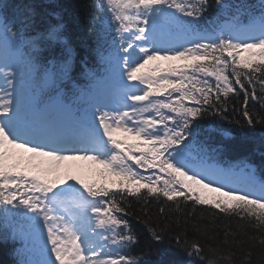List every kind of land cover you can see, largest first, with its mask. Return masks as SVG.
Masks as SVG:
<instances>
[{"label":"snow or ice","instance_id":"1","mask_svg":"<svg viewBox=\"0 0 264 264\" xmlns=\"http://www.w3.org/2000/svg\"><path fill=\"white\" fill-rule=\"evenodd\" d=\"M214 3L211 31L200 27L210 0L94 4L111 13L119 46L98 47L103 73L83 69L89 87L75 80L65 25H50L41 39L58 45L62 56L48 76L56 105L43 109L29 101L21 70L3 55L6 45L35 47L37 41L26 42L22 25L16 27L0 6V205L5 227L22 243L18 264H166L126 254L137 237L122 206L124 194L138 196L142 189L177 209L183 198L193 210L208 205L235 216L259 233L264 246V178L243 161L222 166L220 150L197 132L209 109L227 111L230 93L243 94L249 126L264 123L247 107L250 99L264 101L253 83L264 92V0L258 8ZM156 61L182 63L162 67ZM61 89L71 93V104ZM151 232L163 242L161 232ZM224 236L225 245L229 237L242 243L230 229ZM176 242L177 255L187 256L177 264H203L198 239L177 235ZM211 251L215 259L208 264H251L250 251L239 261L220 248Z\"/></svg>","mask_w":264,"mask_h":264},{"label":"trees","instance_id":"2","mask_svg":"<svg viewBox=\"0 0 264 264\" xmlns=\"http://www.w3.org/2000/svg\"><path fill=\"white\" fill-rule=\"evenodd\" d=\"M9 0H0V6L7 11L4 13L8 18L11 9L6 3ZM99 0H10V2L27 15H29L30 27L29 35L25 38L37 41L35 47L25 43L22 47V56L27 57L29 50H40L37 55L51 54V50L47 46H55L59 50L61 48L55 44H49L41 37L48 27L57 22H63L65 25V35L70 41L73 54L77 55V62L83 57H92L96 47V29L100 9L93 5ZM227 5L245 4L250 8H258L259 0H224ZM212 4L205 17L201 21L200 27L212 28L213 21L217 19V8L214 0H210ZM79 68V67H78ZM259 76V73H256ZM214 80V78H213ZM214 82V81H213ZM249 91L252 86L247 85ZM258 97L264 95L261 85L254 80ZM237 88L239 86H236ZM214 95V93H213ZM224 100V97H221ZM207 107V106H205ZM248 111L253 114L256 119L264 118V101L249 100ZM227 111L223 115H218L213 109H209L207 114L201 119L203 123L198 129L203 130L206 134L210 125H214V131L226 130L230 132L225 141L221 144L223 161L233 160H251L255 163L261 174L264 176V123H258L249 126L242 113L244 110L243 94L236 95L230 93L226 102ZM227 117L225 119L224 117ZM230 124V125H229ZM229 125V128L227 126ZM118 197L117 199H119ZM179 209L172 201H168L163 196H151L147 194L146 189H142L138 196L124 194L123 205L128 215L126 218L132 223L133 234L135 228L138 234L139 243L135 247L138 257H142L145 261H165L166 264H177L179 260H187L184 254L177 255L178 245L176 236L181 235L187 237L189 241L198 239L204 249L206 259L203 264H208V260L215 259L211 249L220 248L224 252L234 254V259L239 261L245 252L250 251L251 264H264V246L258 243L259 233L245 222L239 220L235 216L220 213L219 210L208 205H197L193 210L191 202L187 205L183 202V198H177ZM2 205H0V217ZM163 207L165 211L160 212ZM151 229L161 232L164 239L162 243H158L152 237ZM199 229V230H198ZM231 230L235 234V241L229 237V243L224 244V233ZM0 221V264H15L20 260L19 250L21 242L14 239L4 238L6 233ZM132 253H134L132 251ZM136 257V256H133ZM200 264V262H197Z\"/></svg>","mask_w":264,"mask_h":264},{"label":"rangeland","instance_id":"3","mask_svg":"<svg viewBox=\"0 0 264 264\" xmlns=\"http://www.w3.org/2000/svg\"><path fill=\"white\" fill-rule=\"evenodd\" d=\"M154 64H161L162 61H156V62H153ZM91 178V177H90ZM10 207V206H9Z\"/></svg>","mask_w":264,"mask_h":264}]
</instances>
